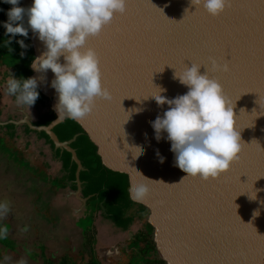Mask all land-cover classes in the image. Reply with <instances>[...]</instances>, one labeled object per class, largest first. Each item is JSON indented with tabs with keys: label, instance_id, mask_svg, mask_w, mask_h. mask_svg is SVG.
<instances>
[{
	"label": "water",
	"instance_id": "water-1",
	"mask_svg": "<svg viewBox=\"0 0 264 264\" xmlns=\"http://www.w3.org/2000/svg\"><path fill=\"white\" fill-rule=\"evenodd\" d=\"M32 2L22 0L24 7ZM30 34L37 57L46 46L31 29ZM86 47L96 50L102 83L112 97L97 98L93 111L77 121L98 144L103 163L130 174L131 194L138 185L149 186L147 197L137 202L149 209L163 259L170 264H264V0H231L219 16L196 10L190 0H128L126 12L89 37ZM213 59L228 63L229 71L212 70ZM192 63L203 64L201 74L208 68L222 84L244 144L231 169L207 181L186 176L175 166L167 133L157 141L152 127L169 105L160 106L150 97L158 94V86L168 98L185 94L188 88L174 73ZM165 64L176 69L166 65L163 70ZM32 77L57 114L49 125L37 128L72 153L81 189L84 166L71 146L75 137L61 141L53 130L66 119L57 120L58 93L51 85L55 74L49 69L34 71ZM250 188L255 199L243 192Z\"/></svg>",
	"mask_w": 264,
	"mask_h": 264
},
{
	"label": "clouds",
	"instance_id": "clouds-1",
	"mask_svg": "<svg viewBox=\"0 0 264 264\" xmlns=\"http://www.w3.org/2000/svg\"><path fill=\"white\" fill-rule=\"evenodd\" d=\"M190 2L195 5L196 10L202 8L212 16H219L231 6V0ZM3 3L12 6L7 10L8 19L3 22L5 36L9 37L3 41L5 47H9L18 34L28 37L29 28L46 46V51L33 59L31 67L37 72L51 69L55 74L51 85L58 93V103L55 105L57 120H79L93 111L97 98L111 99L110 89L102 83L99 56L94 48L86 45L89 37L98 36L117 13L126 12L128 0H33L30 7L22 6L20 0H3ZM17 42L22 49L28 47L23 39ZM61 56L64 57L63 63L60 62ZM200 68L201 64L198 63H192L191 67L186 65L179 71L175 68L174 79L188 88L185 94L168 98L162 95L166 89L158 86V94L150 98L154 97L160 106L169 105L162 116L158 115L152 121L156 140H161L162 134L166 132L167 140L171 142L170 150L175 153V166L187 173L186 176L207 181L218 179L229 171L243 151L244 144L237 130L233 105L225 95L222 84L209 75L208 68L203 74ZM211 68L227 72L230 65L213 59ZM38 87L36 77L17 78L13 75L6 81L7 94L14 96L18 105L30 108L39 98ZM123 100L121 106L124 109ZM126 113L130 118L131 113ZM139 148L144 152L142 146ZM157 155L163 163L165 158L159 152ZM149 191V186L138 185L132 192V198L143 201ZM250 196L255 199L251 194ZM11 211V204L7 199L0 201V241L9 238L10 229L3 221ZM258 214L259 212L254 213ZM21 231L27 232L28 227L25 226ZM28 254H31L30 250ZM11 259L5 255L0 264H8ZM16 264H26V260L21 258Z\"/></svg>",
	"mask_w": 264,
	"mask_h": 264
},
{
	"label": "rangeland",
	"instance_id": "rangeland-1",
	"mask_svg": "<svg viewBox=\"0 0 264 264\" xmlns=\"http://www.w3.org/2000/svg\"><path fill=\"white\" fill-rule=\"evenodd\" d=\"M13 60L11 57L0 59V120L8 121L11 118L19 121L25 119L26 113L28 118H33L41 111L52 110V99L44 105L30 108L18 105L16 98L7 94L6 81L15 75ZM3 132L0 128V138L4 139V142H0V201L7 199L12 211L3 221L9 227L10 234L7 240L0 241V261L7 255L12 258L8 264H16L21 258L26 260V264L87 263L92 254L81 225H90L92 219L87 214L85 200L81 194L78 197L68 193V188L59 189L51 185L49 178L60 173L58 167L44 166L35 170L34 162L31 166L20 163L33 159L22 154L20 147L30 150L32 145L25 146L17 138L7 140L2 137ZM2 144L16 148L17 160L5 152L8 150ZM80 218L82 220L78 222ZM148 223V217L136 219L128 229L122 230L98 212L94 222L97 239L95 253L101 263L146 264L145 259L156 257L164 260L157 245L151 250L143 240L134 246L133 241L139 232L154 241L155 235ZM25 226L28 231L22 232Z\"/></svg>",
	"mask_w": 264,
	"mask_h": 264
},
{
	"label": "trees",
	"instance_id": "trees-1",
	"mask_svg": "<svg viewBox=\"0 0 264 264\" xmlns=\"http://www.w3.org/2000/svg\"><path fill=\"white\" fill-rule=\"evenodd\" d=\"M20 3L23 6L22 0H20ZM11 7L10 4H5L3 0H0V9H3L0 11V59L5 57L14 59V72L17 78L32 77L34 70L31 64L36 57V51L32 44L30 29L28 37H23L18 34L12 39V43L9 47H5L3 43L4 40L9 38L5 36L6 29L3 27V22L8 19L7 10ZM25 26L27 27L26 17ZM9 36H11V34H9ZM20 39L25 41V44L28 46L27 48H21L20 44L17 42ZM22 52L24 55H21ZM38 91L40 95L35 104L44 105L47 100L51 99L43 92L40 85ZM56 117L57 114L51 110L49 113L41 115L36 125H49ZM9 128L14 129L15 125L11 124ZM53 130L61 141H68L75 137L71 146L77 151L78 157L84 166V169L79 172V179L82 183V194L87 198V214H89L92 219L90 225H81L92 254L91 260L86 264H102L95 253L97 239L94 222L96 214L101 212L104 218L114 223L116 227L126 230L136 219L148 217L149 209L144 204L132 198L130 192V174L109 168L103 163L98 144L93 140L82 124L77 120L66 118L64 121L58 123ZM39 135L52 145L56 157L63 161V170L66 172V175L56 181V186L58 188L70 186L73 190H77L78 185L76 180L78 164L73 160L72 153L65 149L63 151L60 148L56 149L54 141L46 131L39 132ZM148 227L153 233L154 226L151 222L148 223ZM143 240L148 243L149 249L152 250L156 247L155 240L153 241L143 232H139L135 237L133 241L134 246L139 245ZM164 262L166 261L158 257L154 259H145L146 264H164Z\"/></svg>",
	"mask_w": 264,
	"mask_h": 264
},
{
	"label": "crops",
	"instance_id": "crops-1",
	"mask_svg": "<svg viewBox=\"0 0 264 264\" xmlns=\"http://www.w3.org/2000/svg\"><path fill=\"white\" fill-rule=\"evenodd\" d=\"M15 102H16V100H15ZM38 105L39 104H34L31 107L38 106ZM16 106L17 105L15 103L14 107L16 108ZM50 111L51 110L41 111L40 113H38L37 117H33V118H28V113H26L25 119L24 120L21 119L19 121L13 120L11 118L8 121L0 120V128H1V131L2 130L4 131L3 132L4 134H2V137H5L7 140H13V139L17 138V139H21L24 142L25 146L32 145L30 150H28L27 148L20 147L22 154L28 156V158H30V156H32V158H33V159L30 158V160H28V163H25L23 161H20V163H23L26 165L30 164V166H31V164L34 162L35 165L33 164V166L36 168L35 170H37L39 167H44V166H46L48 168H53V169L58 167L61 170L58 175L56 174L55 176H52L49 178L51 180V185L56 186V184H55L56 181L58 179L65 177V175H66V172L63 170V161L60 158L56 157V154L54 152L52 145L50 143H48L45 138H42L39 135V132L44 131V130H42L41 128H37V126L39 127V125H36V123L40 120V116L45 115V114L49 113ZM16 113H19V111H17ZM18 116L15 119H17ZM11 124L15 125L14 129L9 128L11 126ZM28 130H31V131H28ZM1 140L4 142L3 138H0V142H1ZM2 146L8 150L5 152L9 153V156L12 159L17 160V152L15 151L16 148L13 149L12 147L6 146L5 144H2ZM55 148L59 149L60 147H57L55 144ZM60 149H62V148H60ZM63 150H64V148L62 149V151ZM65 150H67V149H65ZM37 165H39V166H37ZM77 185H78V183H77ZM66 188H68V193L76 195L78 197H80L79 194H81V196L83 197V200H85V197L82 194V183H81V189H79V185H78L77 190H73L70 186H68ZM62 189H64V188H62ZM84 205L86 206V209H87V200H85ZM100 214L102 215L101 212H100ZM81 218H83V217H81ZM79 220H78V222H79ZM81 229L83 231V234L85 235L83 228H81Z\"/></svg>",
	"mask_w": 264,
	"mask_h": 264
},
{
	"label": "snow or ice",
	"instance_id": "snow-or-ice-1",
	"mask_svg": "<svg viewBox=\"0 0 264 264\" xmlns=\"http://www.w3.org/2000/svg\"><path fill=\"white\" fill-rule=\"evenodd\" d=\"M165 65H168V64H165ZM165 65H164V66H165ZM201 65H203V64H201ZM164 66H163V67H164ZM171 66L175 67L174 65H171ZM159 71H160V70H159ZM156 94H157V93L154 92V93L152 94V96H153V95H156ZM260 115H264V112H261ZM250 116H251L252 119H255V117H256V113L252 112V113L250 114ZM243 192H249V193L252 195V194H253V189L250 188L249 190H247V191H243Z\"/></svg>",
	"mask_w": 264,
	"mask_h": 264
}]
</instances>
